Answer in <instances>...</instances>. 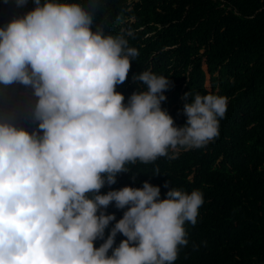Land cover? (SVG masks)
I'll return each mask as SVG.
<instances>
[{
	"label": "clouds",
	"instance_id": "9594fccd",
	"mask_svg": "<svg viewBox=\"0 0 264 264\" xmlns=\"http://www.w3.org/2000/svg\"><path fill=\"white\" fill-rule=\"evenodd\" d=\"M34 3L0 28V84L34 90L33 118L43 133L0 120V264H174L188 244L184 225L195 226L204 203L199 190L171 187L161 199L160 187L145 181L100 192L130 171L126 165L213 142L228 98L185 93L186 122L178 127L161 107L173 82L144 70L132 81L146 90L125 104L116 86L139 51L123 35L94 30L101 0ZM113 204L127 209L119 221L106 212ZM117 234L126 239L114 247Z\"/></svg>",
	"mask_w": 264,
	"mask_h": 264
},
{
	"label": "trees",
	"instance_id": "16d2710c",
	"mask_svg": "<svg viewBox=\"0 0 264 264\" xmlns=\"http://www.w3.org/2000/svg\"><path fill=\"white\" fill-rule=\"evenodd\" d=\"M35 6L34 0L21 7L16 0H0V28ZM95 25L105 34L123 35L139 51L128 79L116 86L125 104L133 92L146 90L132 81L144 70L173 82L161 107L178 127L186 122L185 93L228 98L220 135L213 142L181 150L174 159L126 165L130 171L118 174L117 182L105 185L100 194L125 186L140 188L145 181L160 187L161 199L171 187L199 190L204 203L195 226L184 225L188 244L179 248L174 264H264V0H101L94 30ZM203 65L210 76L209 90ZM33 91L20 83L0 84V120L42 135L33 118L38 101ZM157 169L160 174L153 175ZM126 210L113 204L106 212L119 221ZM124 239L117 234L114 247ZM102 243L97 240L94 246Z\"/></svg>",
	"mask_w": 264,
	"mask_h": 264
},
{
	"label": "rangeland",
	"instance_id": "374dc122",
	"mask_svg": "<svg viewBox=\"0 0 264 264\" xmlns=\"http://www.w3.org/2000/svg\"><path fill=\"white\" fill-rule=\"evenodd\" d=\"M132 2V1H136V0H129V2ZM130 20H132V18H130ZM203 69L205 70L206 72V67L203 65ZM205 87L206 89H210V76L208 75V73L206 72L205 74Z\"/></svg>",
	"mask_w": 264,
	"mask_h": 264
}]
</instances>
